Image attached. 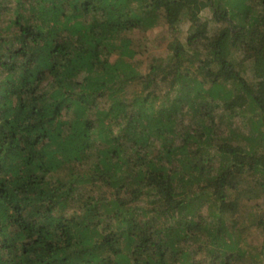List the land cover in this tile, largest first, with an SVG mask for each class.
<instances>
[{"label": "trees", "instance_id": "obj_1", "mask_svg": "<svg viewBox=\"0 0 264 264\" xmlns=\"http://www.w3.org/2000/svg\"><path fill=\"white\" fill-rule=\"evenodd\" d=\"M263 199L264 0H0V264H264Z\"/></svg>", "mask_w": 264, "mask_h": 264}, {"label": "rangeland", "instance_id": "obj_2", "mask_svg": "<svg viewBox=\"0 0 264 264\" xmlns=\"http://www.w3.org/2000/svg\"><path fill=\"white\" fill-rule=\"evenodd\" d=\"M206 17L209 18V20L212 19V15L210 13H208ZM212 26L216 28L214 25ZM179 31V37L181 40H185L188 33L190 32V25L187 22L181 23L179 26ZM173 35L175 34L165 24H161V26L149 31L148 33L130 34V37L136 43H139L140 40L144 38L148 39V51H144L145 49L141 47L142 49H140V51H142V53L137 55V60L142 66L141 68L143 73L146 71L148 64L152 62L154 58H165L167 56V45L173 39ZM244 65L247 68L248 64L245 63ZM257 202V206L254 209L251 207V205L242 206L236 218L240 219V221H244V219L251 218V216L257 212L259 215L264 217V199ZM262 240L263 237L261 234L255 233L253 236H251L248 240L251 249L253 251H257L260 247V244L262 243Z\"/></svg>", "mask_w": 264, "mask_h": 264}]
</instances>
